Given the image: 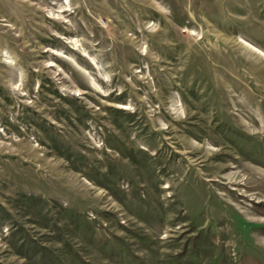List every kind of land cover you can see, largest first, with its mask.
Segmentation results:
<instances>
[{
    "label": "rangeland",
    "instance_id": "rangeland-1",
    "mask_svg": "<svg viewBox=\"0 0 264 264\" xmlns=\"http://www.w3.org/2000/svg\"><path fill=\"white\" fill-rule=\"evenodd\" d=\"M264 264V0H0V264Z\"/></svg>",
    "mask_w": 264,
    "mask_h": 264
},
{
    "label": "trees",
    "instance_id": "trees-1",
    "mask_svg": "<svg viewBox=\"0 0 264 264\" xmlns=\"http://www.w3.org/2000/svg\"><path fill=\"white\" fill-rule=\"evenodd\" d=\"M258 264H261V263H258Z\"/></svg>",
    "mask_w": 264,
    "mask_h": 264
}]
</instances>
